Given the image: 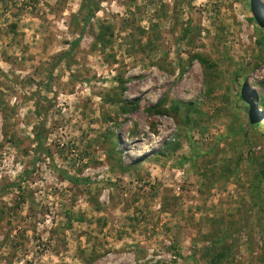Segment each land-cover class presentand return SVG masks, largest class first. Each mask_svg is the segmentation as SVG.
Here are the masks:
<instances>
[{
	"label": "rangeland",
	"instance_id": "1",
	"mask_svg": "<svg viewBox=\"0 0 264 264\" xmlns=\"http://www.w3.org/2000/svg\"><path fill=\"white\" fill-rule=\"evenodd\" d=\"M83 1L0 0V264H264V0Z\"/></svg>",
	"mask_w": 264,
	"mask_h": 264
},
{
	"label": "trees",
	"instance_id": "2",
	"mask_svg": "<svg viewBox=\"0 0 264 264\" xmlns=\"http://www.w3.org/2000/svg\"><path fill=\"white\" fill-rule=\"evenodd\" d=\"M99 1L100 0H84L80 6V10H79V14L82 16V20L84 22V24H89L91 22V20L95 17L96 15V11L98 10V5H99ZM80 41V38L75 40L73 42V46L78 44ZM127 109H131V108H127V107H124V111H126ZM148 111L149 112H153V111H156L157 113H162L164 112L165 110H163L162 108V102H160L159 104L155 105L153 108H148ZM257 173H255L256 175ZM259 175L262 174L260 176V178H264V173L261 171L260 173H258ZM67 179L73 183H75L77 181V178L73 177V176H70V175H67L66 176ZM258 185V184H257ZM257 185H256V188H257ZM219 256H223V253H220L218 254ZM213 261V260H212Z\"/></svg>",
	"mask_w": 264,
	"mask_h": 264
}]
</instances>
